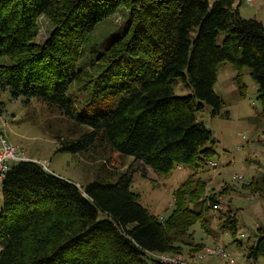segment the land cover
<instances>
[{
  "label": "trees",
  "instance_id": "1",
  "mask_svg": "<svg viewBox=\"0 0 264 264\" xmlns=\"http://www.w3.org/2000/svg\"><path fill=\"white\" fill-rule=\"evenodd\" d=\"M235 1L0 0V57H8L0 61V95L7 90L25 103L37 97L73 119L71 136L57 134L58 148L91 150L103 165L106 156L114 158L108 175H118L79 185L36 159L12 161L0 191V264H180L163 254L238 264L218 241L228 230L243 243L239 210L223 206L233 183L225 179L208 190L210 179L199 174L218 164L212 160L218 149L213 129L197 115L206 105L212 116L223 113L215 84L224 60L235 68L242 94L249 68L264 115V22L243 16ZM115 13L122 25L89 46ZM43 16L52 26L40 41ZM178 78L189 93H175ZM76 98L86 102L81 109ZM127 156L158 173L192 168L175 189L169 215L151 212L130 188L132 161L119 174ZM248 185L264 191V175ZM197 221L214 246L196 239ZM257 229L248 245L255 258L264 254V228Z\"/></svg>",
  "mask_w": 264,
  "mask_h": 264
},
{
  "label": "rangeland",
  "instance_id": "2",
  "mask_svg": "<svg viewBox=\"0 0 264 264\" xmlns=\"http://www.w3.org/2000/svg\"><path fill=\"white\" fill-rule=\"evenodd\" d=\"M235 4H239L243 16L256 17L264 22V0H252V2L237 0ZM119 11L123 15L127 13V9L123 6ZM120 17L118 13L112 15L107 21L110 27L105 31H102L103 27L96 29L95 41L89 46L92 47L95 43L100 46L108 34L113 33L122 25ZM124 18L126 21L128 13L124 15ZM40 23L41 30L38 40L43 41L49 35L52 25L45 16L41 18ZM4 60L7 61L8 57H0V61ZM235 73V68L228 60L222 61L218 66L215 89L225 99L223 113L219 116H212L208 105L203 111L197 113L198 117L213 129L217 137L218 149V153L212 159L218 164L208 165L207 167L210 166V168L203 172L199 169V174L203 173L210 179L208 190L211 189L210 186L219 187L225 184V179L233 183V188L222 197L224 203L222 205L225 208L239 210L238 236L240 233L243 234L240 237L243 243L239 244L233 240L228 230L220 232L218 241L220 242L221 239L238 264H264V254L256 258L249 256L250 249L248 248V245L255 240V234L258 232L257 226L264 228V191L260 189L252 191V187L248 185L264 175V135L262 132L264 115L261 114L262 103L258 98V83L251 76L249 68L244 67L243 81L246 85L244 94L241 93L234 78ZM174 84L176 94H187L191 91L190 87L181 83L180 78ZM77 90V86L74 88L72 86L71 92L77 93L80 97ZM23 99V96L13 97L7 90L2 91L0 95L2 118L6 123V137L24 149L27 156L25 160L33 158L48 162L52 172L72 179L79 185L97 177L117 179L118 175L112 177L108 175L109 169L110 171L115 169L111 165L114 158L110 160L106 156V163L103 165L101 158L91 156V150L74 152L58 148L61 142L57 134L71 136L69 127L74 125L73 119L57 109H50L37 97H32L28 103H25ZM76 103L81 109L86 102L81 98H76ZM114 155L117 159L120 158L118 153ZM131 161L132 167L134 165L135 168L130 170V188L139 193L141 203L151 212L159 216L169 215L174 207L175 189L187 178L192 168L177 165L168 173H158L151 167L147 168L140 162L133 161V157L127 156L124 164H119L121 169L119 174L129 166ZM236 176L243 177L235 178ZM213 224L218 226L217 219H213ZM191 229L195 231L197 240H204L208 246H214L215 238L202 230L200 221H197ZM213 261L215 264H220L217 259Z\"/></svg>",
  "mask_w": 264,
  "mask_h": 264
},
{
  "label": "built area",
  "instance_id": "3",
  "mask_svg": "<svg viewBox=\"0 0 264 264\" xmlns=\"http://www.w3.org/2000/svg\"><path fill=\"white\" fill-rule=\"evenodd\" d=\"M252 2V0H248ZM2 126H5V122L0 124V184L4 178L6 171L10 167L12 161H19L27 159L26 153L23 148L11 142L8 138L5 137ZM43 166L46 169L50 170L49 163L43 162L40 160ZM210 252H216L217 254H226L223 248H208ZM161 257L166 262H179L180 264H196L191 262L189 259H186L183 255L172 256L168 254H163Z\"/></svg>",
  "mask_w": 264,
  "mask_h": 264
},
{
  "label": "crops",
  "instance_id": "4",
  "mask_svg": "<svg viewBox=\"0 0 264 264\" xmlns=\"http://www.w3.org/2000/svg\"><path fill=\"white\" fill-rule=\"evenodd\" d=\"M237 1V0H236ZM236 1H235V3H236ZM0 191H1V184H0ZM1 197V196H0Z\"/></svg>",
  "mask_w": 264,
  "mask_h": 264
},
{
  "label": "water",
  "instance_id": "5",
  "mask_svg": "<svg viewBox=\"0 0 264 264\" xmlns=\"http://www.w3.org/2000/svg\"><path fill=\"white\" fill-rule=\"evenodd\" d=\"M4 182V178L2 179V183Z\"/></svg>",
  "mask_w": 264,
  "mask_h": 264
},
{
  "label": "clouds",
  "instance_id": "6",
  "mask_svg": "<svg viewBox=\"0 0 264 264\" xmlns=\"http://www.w3.org/2000/svg\"><path fill=\"white\" fill-rule=\"evenodd\" d=\"M40 161V160H39ZM1 185H2V183H1Z\"/></svg>",
  "mask_w": 264,
  "mask_h": 264
}]
</instances>
